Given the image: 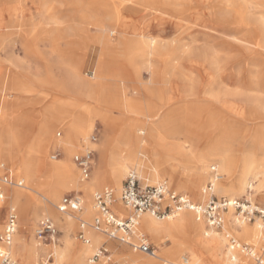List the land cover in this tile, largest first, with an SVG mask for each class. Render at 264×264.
<instances>
[{
	"label": "rangeland",
	"instance_id": "1",
	"mask_svg": "<svg viewBox=\"0 0 264 264\" xmlns=\"http://www.w3.org/2000/svg\"><path fill=\"white\" fill-rule=\"evenodd\" d=\"M83 2L0 0V134L9 130L22 137L23 142L36 139L38 127L44 120L43 110L49 105L53 116L59 119L52 124L43 146L35 151L36 159L32 163H21L20 157H16L19 146L10 148L9 160L0 158L12 168L17 178L23 177L25 182L22 187L7 185L2 181L3 172L0 171V193H4L0 198V233L9 206H16L19 228L14 244L21 234L32 239L39 219L49 215L60 230L55 246L56 261V251L66 245V238L72 247H79L93 244L92 234H96L101 243L107 241L101 245L109 247L111 259L105 257L107 264H131L129 256L132 254L145 257L147 264H227L225 260L231 256L227 254L228 239L223 233L227 229L206 227L225 237L224 252L216 258L204 253L202 262L198 263L190 243L175 247L173 239L166 235L154 239L145 232L157 247L156 256L136 252L117 240H108L97 231L91 232L90 244H84L76 236L79 222L73 216L80 214L61 213L57 205L65 194L84 193L82 214L91 221L93 216L89 218L91 215L84 212L85 208L91 209L97 190L111 186L116 196L121 195L123 187L118 192L114 180L107 178V165L102 164L100 150L96 147L115 135L114 131L108 130L103 119L105 113L111 111L84 95L88 93L86 86L95 89L102 82L99 71L102 61L108 65L110 94L119 100L121 107L126 105L131 110L136 109L114 110V114L136 123L135 134L150 145L154 159L168 160L159 171L160 180L166 181L176 192L188 195L194 202L205 204L208 199L201 202V190L213 179L211 167L216 166L217 172L225 174L223 163L229 162L234 173L230 179H234L247 164L248 151L254 149L256 154L249 160L255 171L263 173L257 177L253 172L247 173L246 181L252 184L244 187L248 194L239 188L226 192L221 182L216 184L215 192L219 198L250 200L264 207V0H227L229 7L226 9L217 6L216 0H179L174 11L169 12L148 6L152 0H129L121 11L120 22L112 21L107 14L100 12L90 18L91 23L82 19ZM148 35L156 36L159 44L150 46ZM125 36L130 40L124 39ZM126 41L129 45L124 50L122 42ZM152 49L156 55H150ZM125 51L133 52L135 58H130ZM74 67L79 69L78 74L72 72ZM11 80L20 81L22 90L12 89ZM46 80L52 84L41 83ZM59 85L67 92L61 91ZM69 100L79 102V106L71 108L60 104ZM141 109L158 115L151 121L139 113ZM72 121L88 124L90 128L68 155L56 142L67 135ZM93 134L97 136L96 141L91 140ZM87 147L95 150L90 178H99V182L90 191H79L70 184L60 190L57 200L51 202L47 187H43L51 181L47 165L68 157L73 161V156ZM205 147L213 152L198 176L200 163L184 166L188 157L182 150L191 154L190 151L195 153ZM221 148L225 152L219 155L217 149ZM74 164L78 179L80 170ZM133 170L142 182L156 184L154 177L146 172L148 167L129 165L123 185ZM14 189H19L22 194L21 205L29 202L31 209L39 210L27 230L23 221L21 224L24 204L17 206L8 197ZM230 210L233 211V226L240 228L234 209ZM247 223L259 225V222ZM228 231L242 243L256 248L263 245L262 236L257 241L242 238L233 229ZM177 239L184 240L182 236ZM100 244L93 247L82 264H88ZM41 248L45 249L44 246ZM12 253L23 264L14 249ZM43 257L47 255L41 252L40 263ZM186 259L189 262H185ZM246 260L239 254L235 261L236 264H245ZM58 263L68 264L66 260Z\"/></svg>",
	"mask_w": 264,
	"mask_h": 264
},
{
	"label": "bare ground",
	"instance_id": "2",
	"mask_svg": "<svg viewBox=\"0 0 264 264\" xmlns=\"http://www.w3.org/2000/svg\"><path fill=\"white\" fill-rule=\"evenodd\" d=\"M85 1L86 2H83L82 0L83 2L82 7L84 11V16L82 19H84V21L87 23H91L90 18L92 16H95V14H99L100 12H103L105 15L107 14L110 20L120 22L121 21V11L124 7L127 6L126 2L129 0H85ZM178 1L179 0H152V2H150L151 4L148 6L156 8L160 11L169 12V10H173V8H176V4ZM134 2L137 3V1H134ZM216 4L217 6H221L222 9H226L229 7V2H227V0H216ZM143 37L145 38V35H143ZM155 37L153 36L149 37L148 43L150 46L159 44L158 40ZM124 39L130 40L126 36ZM141 40H143V38ZM128 42L129 41L122 42L125 48L124 50H126V47H128L129 45ZM105 44L108 47L109 46L111 47V45L108 42H105ZM126 53L129 55L130 58L132 59L135 58L133 52L125 51V54ZM149 53H151L150 55L152 56L156 55V51L153 49ZM99 67H100L99 71L101 74L102 82L95 89H93L90 85L86 86V91L88 93L85 92L84 95L85 97H89V99L96 101L97 103H99V105L104 106L105 109H108L111 111V112L105 113L103 119L108 127V130L114 131L115 135H113L112 137H109V139L104 143L96 144L97 149H99L101 153L102 164L107 165V178H112L114 180L115 186L117 187L118 192H120L121 188L123 187L122 180L124 179V175L127 172L129 165H133V166L137 165L142 168L148 167V171L146 172H148L151 176L154 177V179L157 181L156 183H160L164 181V180H160L161 175L159 171L160 169L163 168V166L165 165V162H167L168 160L165 162L164 161L161 162V161H158L157 159H154L153 158L154 152L152 148L150 147V145L146 143V141H144L142 137H139L135 134L134 126H136L135 125L136 123L134 121H128V119H126L123 116L114 114V110H118L121 112V111H125L124 109H126L127 111H130L131 109L128 106L126 108V105L124 106L125 108L121 107L119 100H117L116 97L110 94L111 84L108 80L109 74L106 71V69L108 68L107 63L101 61V65ZM78 71H79L78 68L76 67L72 68L73 73L78 74ZM51 82L52 81L50 80L48 81L46 80V81H42L41 83L42 84H52ZM9 85L14 90H22V84L18 80H11L9 82ZM59 88L61 91L63 90V92H67L65 91L66 89L62 85L61 86L59 85ZM60 104H64L67 107H71V108L79 106V102L75 100H69L67 102L60 103ZM131 111H136V109H133ZM139 113L143 114L144 116H146L145 118L151 121H153L154 118L158 115L157 113H154L151 111H145L142 109L139 110ZM43 116H44V120L40 123L38 127L37 138L34 140H31L30 142H25L26 140L23 142L22 137L16 134V132H13L11 134L9 130H6V131L3 130L0 134V158L9 160L11 158L10 148L19 146L20 150H19L18 156L16 157L18 158L20 157L21 163L22 162L32 163L36 159L34 156L35 151L43 146L46 136L49 135V133L51 132L52 124H54L56 121L59 120L57 117H54L53 114L51 113L50 105L44 108ZM89 128L90 126L88 124H83V123H78L77 121H72L68 125L67 135L56 143H60L61 146L64 147L68 155H70V153L75 149L76 142L80 140L81 137L86 136V134L89 131ZM143 135L144 134H142V136ZM120 143L123 145L121 146ZM160 150L163 151V149H160ZM253 150L254 149L248 151L247 164L242 167V171L239 173V176L234 177V179H230L234 173L230 169L231 166L229 162L223 163V167H224L223 170L225 174H220L218 172V174H220V178L214 182L215 186L216 184L221 182V184H223L224 191L226 192H233L235 189L239 188L242 191H244L246 194H248V191L246 190L247 188L245 189L244 187L246 185L252 186V184L250 181H246L247 173L253 172V174L256 177L258 176V174L263 173L262 171H257V170L255 171L252 165V161L249 160L250 156L256 154V151L255 150L253 151ZM212 152L213 151H210L206 147L203 149L197 150L195 153L194 151H190L191 154H188L187 150L186 151L182 150V153L188 157L187 163L184 164V166L192 164V163H195V164L200 163V167H199L200 169L198 173V176H200L202 174V170L207 161V157L210 154H212ZM224 152H225L224 148L217 149V153L219 155L223 154ZM180 165H182V163H180ZM47 169H48V173L50 175L51 181L48 186H43V187H47V190L50 193L51 198H52L50 200L51 202L57 200L59 198L60 190L62 188L67 187L70 184H73V186H75L79 191H86V190L90 191L94 188L95 184L99 182V178H96V177L90 178L88 180H83L80 175L79 178L77 179V175H76L77 167L75 166L74 162L69 157L65 160H59L57 162L50 163L49 165H47ZM225 175H227V177ZM21 179L24 180L23 177ZM203 189L204 187L201 190V196H202L201 202H205L208 199V195L203 192ZM3 196H4V193H3ZM21 196L22 194L19 189H14L8 194V197L11 198L10 199L11 202H13L15 205L17 206L20 205V207H22V205L24 204L23 205L24 206V214H23L24 218L21 220V224L23 221V224L25 225V229L27 230L31 226L33 221L36 219L37 214H39V210L31 209L29 202H24L21 205V200H22ZM116 197L119 198L120 193H118V196ZM45 205L48 207V202H46ZM84 207H85V204H84ZM116 208L118 212H120L121 214L130 213V210L124 207L120 201L117 202ZM91 209L93 211H91ZM91 209L85 208L84 213H89L88 215H91V216L94 215L96 211H95L93 204L91 206ZM82 212L83 211L79 212L80 215L82 214ZM67 215H71V214H67ZM73 216H75V219H76V215H73ZM225 216H226V223H225L224 229H227V231L233 229L235 232H239V235L245 239L252 238L257 241L261 240V230L259 228V225H257L256 223L251 224V223L245 222L246 224L243 223V225L241 224L240 228H237L233 226L232 221H231V218L233 216V211L229 210L225 214ZM167 218L160 219V218H157L156 216H153L150 213H144L140 219V230L144 233L148 232L154 239L164 236V235L171 237L173 239V246L175 247L176 246L181 247L185 242L190 243L191 249L193 250V254L198 259V263L202 262L204 253H208L213 258L222 256L224 252L223 251L224 249L223 240H225V237L223 238L220 235V232L213 231L216 229L209 227L207 225V222L204 219H198L194 211L186 209L173 216H168ZM207 226L213 230H207L206 229ZM36 229H35V233H36ZM35 233L32 239H29V237H25L24 234H21L17 237L15 244H12L13 249L16 255L21 260V262L23 264L38 263L39 258H40V253H41L40 252L41 248L39 249L37 247L38 245L39 247L41 246L47 247L48 251L50 249H53L54 264H58L55 258V246L57 242L50 244V245L41 244L36 238ZM223 233L225 234V231ZM201 234H204V236L207 238L205 239ZM180 236H182L184 240L179 241L177 238ZM92 238H93V244H90L91 242V239H90L89 243L84 242V244H90V245L79 246V247H72L71 241L68 238H66L65 240L66 245L60 246L56 251L57 261L61 262V261L66 260L68 264H82L84 257L91 252L93 247L101 243V238L98 237L96 234H92ZM12 246H11V250H12ZM118 252L120 251L118 250ZM229 253H230V250L227 251V254ZM229 258L230 259L225 260L227 264H236V261H235L236 259H232L231 256ZM45 259L46 257H43L42 261H44ZM102 260L103 262L100 263L99 261H102ZM106 260H105V257L102 256L101 259L96 262V264H107ZM129 260H131V264H147L148 263L145 257L143 256L141 257L135 254L130 255ZM186 262H189V261L187 260ZM172 263L175 264V262H172ZM38 264H40V262Z\"/></svg>",
	"mask_w": 264,
	"mask_h": 264
},
{
	"label": "built area",
	"instance_id": "3",
	"mask_svg": "<svg viewBox=\"0 0 264 264\" xmlns=\"http://www.w3.org/2000/svg\"><path fill=\"white\" fill-rule=\"evenodd\" d=\"M92 141L97 136H91ZM94 148L87 147L83 152L73 156L83 180L90 179L94 160ZM58 156V155H56ZM55 156V157H56ZM2 181L10 186H24V180L17 178L12 168L0 161ZM213 179L203 189L208 195L205 204L196 203L191 198L173 190L166 181L156 184L144 183L136 171H130L123 185L120 197H116L113 187L105 186L97 190L93 196L95 214L91 221L82 215H77L79 229L77 238L85 243L90 242L88 231L90 229L106 235L109 239L130 246L134 251L156 256L157 247L148 236L140 230V219L144 213H150L160 219L173 216L183 210L195 212L198 219H204L207 225L216 230H223L226 223L225 214L234 209L236 223L259 222L263 245L260 248L249 243H242L230 231L225 232L232 259L239 254L247 260L245 264H264V207L250 200L239 198H219L215 192L214 182L220 178L216 166L212 167ZM3 198V193H0ZM130 210L127 215L121 214L116 208L117 202ZM84 198L80 194H65L59 204L58 210L64 214L79 213L84 209ZM19 228V215L15 206H9L4 228L0 233V264H19L14 258L11 246ZM59 228L55 220L49 215H43L37 225L36 238L41 244L50 245L58 241ZM111 259L107 247L101 246L89 259L88 264H96L101 257ZM187 259L185 260V262ZM40 264H54L53 249L47 252V257ZM162 264H164L162 262Z\"/></svg>",
	"mask_w": 264,
	"mask_h": 264
},
{
	"label": "crops",
	"instance_id": "4",
	"mask_svg": "<svg viewBox=\"0 0 264 264\" xmlns=\"http://www.w3.org/2000/svg\"><path fill=\"white\" fill-rule=\"evenodd\" d=\"M80 153V152H79ZM83 195H84V193H83ZM83 195H82V197H83ZM84 198V197H83ZM85 201V200H84ZM80 214V213H79ZM82 216H83V214H81ZM93 216V215H92ZM92 216H90L89 218H91ZM84 217V216H83ZM91 232H94V230H92V229H90L89 231H88V234H89V237H90V239H91ZM108 238V237H107ZM108 240H110V239H108ZM112 241V240H111ZM105 242H107V241H104V242H102L100 245H99V247L103 244V243H105ZM14 244V243H13ZM121 244V243H120ZM122 245V244H121ZM125 245V244H124ZM107 247H108V245H106ZM37 247L40 249L41 247H39L38 245H37ZM45 247V246H44ZM98 247V248H99ZM97 248V249H98ZM109 248V247H108ZM12 250H13V246H12ZM40 252H44L45 254L48 252V248L47 247H45V249H40ZM55 258H56V256H55ZM40 262V258H39V261H38V263ZM57 262V261H56ZM38 263H36V264H38ZM58 263V262H57ZM59 264V263H58Z\"/></svg>",
	"mask_w": 264,
	"mask_h": 264
}]
</instances>
